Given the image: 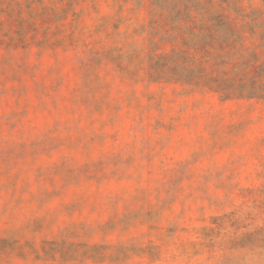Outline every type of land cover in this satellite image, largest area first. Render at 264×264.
<instances>
[{
	"label": "rangeland",
	"instance_id": "1",
	"mask_svg": "<svg viewBox=\"0 0 264 264\" xmlns=\"http://www.w3.org/2000/svg\"><path fill=\"white\" fill-rule=\"evenodd\" d=\"M0 264H264V0H0Z\"/></svg>",
	"mask_w": 264,
	"mask_h": 264
}]
</instances>
